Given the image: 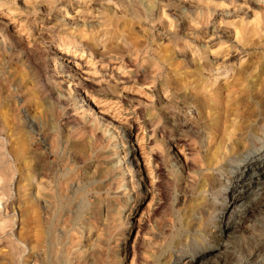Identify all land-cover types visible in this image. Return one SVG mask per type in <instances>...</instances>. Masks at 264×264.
<instances>
[{
	"label": "rangeland",
	"instance_id": "rangeland-1",
	"mask_svg": "<svg viewBox=\"0 0 264 264\" xmlns=\"http://www.w3.org/2000/svg\"><path fill=\"white\" fill-rule=\"evenodd\" d=\"M86 67L90 87L75 79ZM217 70L225 78L214 81ZM263 70L264 0H0V264L219 254L197 210L207 170L193 172L260 119ZM109 100L122 108L102 115ZM125 127L142 132V182L124 163ZM222 171L227 185L240 173L231 161ZM259 238L264 214L231 240L227 264Z\"/></svg>",
	"mask_w": 264,
	"mask_h": 264
},
{
	"label": "bare ground",
	"instance_id": "bare-ground-1",
	"mask_svg": "<svg viewBox=\"0 0 264 264\" xmlns=\"http://www.w3.org/2000/svg\"><path fill=\"white\" fill-rule=\"evenodd\" d=\"M74 67H77V65H72V68ZM87 68L88 67H86V69H74L75 79L82 81V83H87L90 87V85L97 81V77L94 76L95 73L93 74L92 72H90L89 68ZM115 70H113L111 73L113 74ZM213 74L215 76L214 81H219L221 78H225V75H222V71L217 70ZM261 74H264V70L261 72ZM71 85L74 84L71 83ZM261 86L264 89V81L262 82ZM87 87L88 86H86V88ZM90 101V104H93L92 97ZM119 103L121 102H118L116 100H109L107 103L100 106V109H102V112L100 113L102 115H107L113 109H119L121 107H117ZM258 110L260 112V119H247V121H242L239 125V133L237 134V137L232 140L231 144L227 145L223 150L222 148H217V152L212 158H210L211 160H209L208 163H202V165H198L199 169L197 168V172H193L199 174L201 169L205 168L207 170L208 179L203 182V184H198L197 187V193L202 196L201 198H203V201L201 200L202 202L198 204V209H196L199 212L198 216L207 219L205 229H209L208 233L213 237L212 242L207 245H209L210 248L212 247L211 250L216 249L221 251L219 254L206 259L200 264H227L230 255L234 253V246L232 245L231 240L237 237L240 228L248 223V221L251 220V217H255V215L257 214H264V154H258L260 149L259 146H257V143L259 141H264V108L260 107ZM141 133V129L138 127H125L122 133L125 139L126 149L124 163L132 168V172L134 173V175H136L139 182H142L144 180L143 177H139V174L143 172V164L141 163V156L143 152L141 151V147H139L140 143H138V137ZM173 149L176 150V152L173 153L174 160L177 164L180 165V168L182 169L181 171H183L184 174L186 173L185 175L187 178L189 176L187 170L190 169V165L183 159L181 151H178L177 146H173ZM250 157H252L253 160L245 167H240L241 163L248 160V158ZM153 158L152 160H154ZM232 159L236 160L232 161ZM229 161L232 162V165H234L235 168L240 169V173L238 176H235L227 185L226 182H223L224 173L222 171V168L223 166H225V163ZM144 165H146L145 162ZM154 169L157 176L161 173V171H163L157 164L155 165ZM223 192H226V197L221 198V196L224 195ZM221 199L226 201V204H224V207L219 215V221L217 223L214 221L213 223V219L220 205ZM226 210L227 212L225 213ZM251 223L253 224V222ZM256 234L258 235V233ZM250 237L254 239L255 236L253 232L251 233ZM260 240L259 243L256 242L258 244L253 250H251L248 258L243 263L241 262L242 264H264V259H260V254L262 251H264V240H262L261 242ZM202 251H206V249H202ZM181 252L179 256H176L174 259H172L173 261L171 264H180L182 260L184 264H196L198 257H196L195 254H193L191 251Z\"/></svg>",
	"mask_w": 264,
	"mask_h": 264
}]
</instances>
